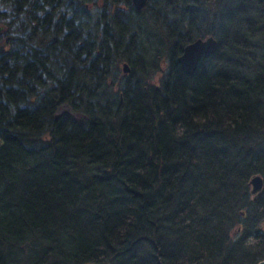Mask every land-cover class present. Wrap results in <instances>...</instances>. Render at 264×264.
<instances>
[{
    "label": "trees",
    "instance_id": "16d2710c",
    "mask_svg": "<svg viewBox=\"0 0 264 264\" xmlns=\"http://www.w3.org/2000/svg\"><path fill=\"white\" fill-rule=\"evenodd\" d=\"M263 258L264 0H0V264Z\"/></svg>",
    "mask_w": 264,
    "mask_h": 264
},
{
    "label": "water",
    "instance_id": "95a60500",
    "mask_svg": "<svg viewBox=\"0 0 264 264\" xmlns=\"http://www.w3.org/2000/svg\"><path fill=\"white\" fill-rule=\"evenodd\" d=\"M147 0H132L133 5L136 9H141L146 5ZM217 40L209 36L207 38H198L194 41L187 43L182 50V53L177 58V61L180 65L182 71L186 74H192L199 60L204 54L212 53L216 50ZM123 72H128L129 68L127 63L122 64ZM250 184L252 186V192L257 193L262 188V178L259 175H254ZM256 264H264V258L258 261Z\"/></svg>",
    "mask_w": 264,
    "mask_h": 264
},
{
    "label": "rangeland",
    "instance_id": "374dc122",
    "mask_svg": "<svg viewBox=\"0 0 264 264\" xmlns=\"http://www.w3.org/2000/svg\"><path fill=\"white\" fill-rule=\"evenodd\" d=\"M120 69L123 71V67H122V64L119 66ZM163 69H164V65H163Z\"/></svg>",
    "mask_w": 264,
    "mask_h": 264
}]
</instances>
